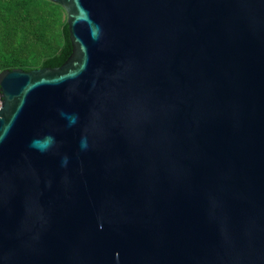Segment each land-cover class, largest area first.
Instances as JSON below:
<instances>
[{
  "label": "water",
  "instance_id": "obj_1",
  "mask_svg": "<svg viewBox=\"0 0 264 264\" xmlns=\"http://www.w3.org/2000/svg\"><path fill=\"white\" fill-rule=\"evenodd\" d=\"M72 52L0 70V264H264V0H51Z\"/></svg>",
  "mask_w": 264,
  "mask_h": 264
},
{
  "label": "trees",
  "instance_id": "obj_2",
  "mask_svg": "<svg viewBox=\"0 0 264 264\" xmlns=\"http://www.w3.org/2000/svg\"><path fill=\"white\" fill-rule=\"evenodd\" d=\"M66 12L51 0H0V70L60 66L71 54Z\"/></svg>",
  "mask_w": 264,
  "mask_h": 264
},
{
  "label": "built area",
  "instance_id": "obj_3",
  "mask_svg": "<svg viewBox=\"0 0 264 264\" xmlns=\"http://www.w3.org/2000/svg\"><path fill=\"white\" fill-rule=\"evenodd\" d=\"M0 108H1V99H0Z\"/></svg>",
  "mask_w": 264,
  "mask_h": 264
}]
</instances>
